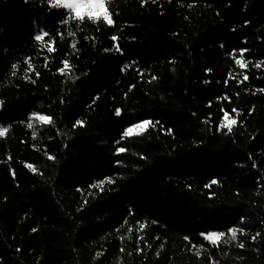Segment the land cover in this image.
<instances>
[{
    "label": "trees",
    "instance_id": "1",
    "mask_svg": "<svg viewBox=\"0 0 264 264\" xmlns=\"http://www.w3.org/2000/svg\"><path fill=\"white\" fill-rule=\"evenodd\" d=\"M110 11L0 0V264H264V0Z\"/></svg>",
    "mask_w": 264,
    "mask_h": 264
},
{
    "label": "snow or ice",
    "instance_id": "2",
    "mask_svg": "<svg viewBox=\"0 0 264 264\" xmlns=\"http://www.w3.org/2000/svg\"><path fill=\"white\" fill-rule=\"evenodd\" d=\"M50 8H56V9H66L68 10L69 19H75L77 21H83L85 16H87L89 19L95 20L99 18H103L104 21L108 25H113L114 21L112 19L113 13L110 11V0H47ZM64 23H68V20H65ZM49 34L47 32H42L35 36L36 41L44 42L45 37H47ZM69 35H74L71 31H69ZM113 40H116L117 38L114 36L112 38ZM47 46V43H46ZM75 45H73L74 47ZM48 51L51 52L52 48L48 47ZM117 51H119V48L117 46ZM235 63L241 68L245 69L247 68V62L244 60L243 51L240 53V58L235 60ZM257 68L261 67L260 64L255 65ZM15 67V66H13ZM29 67L31 65L29 64ZM70 65L65 62L64 63V69H69ZM63 72V70H61ZM244 80L248 79L247 75L243 76ZM261 91H264L262 89ZM2 103V101H0ZM235 112L236 110L233 109ZM117 115H119V111H117ZM30 119H34L39 121L41 124L45 123H51V117L45 116V115H38L33 114V117ZM224 121L226 123H223L222 127H227L228 131L232 130V125H235L237 121L235 119H229L228 113L224 114ZM77 123H80L79 121ZM152 124L151 121H144L142 123L136 124L133 127L129 128L125 132V136L128 135H141L144 131L148 129V127ZM29 128H33V123L28 124ZM8 129L5 127H0V137H4L7 133ZM36 132H33V137L35 138ZM120 152L125 151V149L121 148L119 149ZM49 159H53V157L49 156ZM35 171V169H33ZM113 181L111 179L107 180V183H112ZM212 183H216V181H213ZM97 187H100V185H96ZM242 229L239 228H232L229 230L230 235L228 236V240H225V233L224 232H210L204 235V238L208 240L212 245H218L219 242L223 241L224 243H227L230 241H236L237 240V233L242 232ZM237 247L243 248L244 244L239 243L237 244ZM199 255V253H197Z\"/></svg>",
    "mask_w": 264,
    "mask_h": 264
},
{
    "label": "rangeland",
    "instance_id": "3",
    "mask_svg": "<svg viewBox=\"0 0 264 264\" xmlns=\"http://www.w3.org/2000/svg\"><path fill=\"white\" fill-rule=\"evenodd\" d=\"M226 123V122H225ZM133 127V126H132Z\"/></svg>",
    "mask_w": 264,
    "mask_h": 264
}]
</instances>
